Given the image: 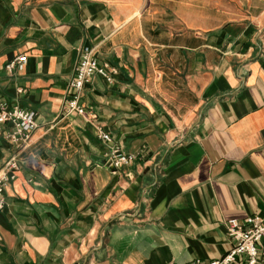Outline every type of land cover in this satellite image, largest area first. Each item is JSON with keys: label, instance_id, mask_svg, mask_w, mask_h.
Wrapping results in <instances>:
<instances>
[{"label": "crops", "instance_id": "crops-1", "mask_svg": "<svg viewBox=\"0 0 264 264\" xmlns=\"http://www.w3.org/2000/svg\"><path fill=\"white\" fill-rule=\"evenodd\" d=\"M85 48L117 72L65 114ZM1 101L39 127L4 189L0 264L208 262L227 220L264 216V0H0ZM112 147L138 159L114 169Z\"/></svg>", "mask_w": 264, "mask_h": 264}, {"label": "built area", "instance_id": "built-area-1", "mask_svg": "<svg viewBox=\"0 0 264 264\" xmlns=\"http://www.w3.org/2000/svg\"><path fill=\"white\" fill-rule=\"evenodd\" d=\"M26 62V55H18L6 64V69L10 72L22 69ZM116 72L117 70L109 63L99 62L94 49L85 48L81 53L75 74L68 84L70 97L65 103L64 113L86 114L87 108L81 103L85 86L97 75L112 81L113 74ZM4 126L6 127L5 139L15 148V153L0 169V207L4 204V189L7 183L17 176L19 156L31 145L33 134L39 124L35 112L1 101L0 132ZM99 136L105 142L111 141L109 133L102 129L99 131ZM137 159V154L112 147L106 156L105 164L117 169L125 164H131ZM226 226L227 234L232 241L229 251L224 256L208 262L195 259L188 264H264V216L254 214L247 216L243 221L231 218L227 220Z\"/></svg>", "mask_w": 264, "mask_h": 264}, {"label": "water", "instance_id": "water-1", "mask_svg": "<svg viewBox=\"0 0 264 264\" xmlns=\"http://www.w3.org/2000/svg\"><path fill=\"white\" fill-rule=\"evenodd\" d=\"M105 163V162H104Z\"/></svg>", "mask_w": 264, "mask_h": 264}]
</instances>
